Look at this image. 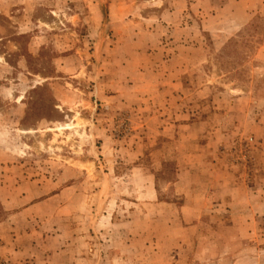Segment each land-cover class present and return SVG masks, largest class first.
<instances>
[{
	"label": "rangeland",
	"instance_id": "374dc122",
	"mask_svg": "<svg viewBox=\"0 0 264 264\" xmlns=\"http://www.w3.org/2000/svg\"><path fill=\"white\" fill-rule=\"evenodd\" d=\"M0 10V264H264V0Z\"/></svg>",
	"mask_w": 264,
	"mask_h": 264
},
{
	"label": "bare ground",
	"instance_id": "6f19581e",
	"mask_svg": "<svg viewBox=\"0 0 264 264\" xmlns=\"http://www.w3.org/2000/svg\"><path fill=\"white\" fill-rule=\"evenodd\" d=\"M79 123V122H78ZM80 124V123H79ZM79 124H76V125H74V126H72L74 129H79V128H81L80 126H79ZM66 125H68V126H70L71 127V124L69 123V124H66ZM67 126V127H68Z\"/></svg>",
	"mask_w": 264,
	"mask_h": 264
},
{
	"label": "crops",
	"instance_id": "0c3cea01",
	"mask_svg": "<svg viewBox=\"0 0 264 264\" xmlns=\"http://www.w3.org/2000/svg\"><path fill=\"white\" fill-rule=\"evenodd\" d=\"M22 9V8H21ZM0 12H2V10H0ZM149 17V16H148ZM144 20H146L145 18H143ZM173 85V87H175V84H172Z\"/></svg>",
	"mask_w": 264,
	"mask_h": 264
}]
</instances>
